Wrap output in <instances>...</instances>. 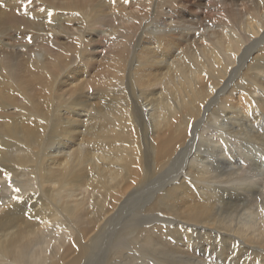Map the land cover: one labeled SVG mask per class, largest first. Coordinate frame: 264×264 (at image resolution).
<instances>
[{
  "label": "bare ground",
  "instance_id": "6f19581e",
  "mask_svg": "<svg viewBox=\"0 0 264 264\" xmlns=\"http://www.w3.org/2000/svg\"><path fill=\"white\" fill-rule=\"evenodd\" d=\"M212 7L0 0V264H264V0Z\"/></svg>",
  "mask_w": 264,
  "mask_h": 264
},
{
  "label": "rangeland",
  "instance_id": "374dc122",
  "mask_svg": "<svg viewBox=\"0 0 264 264\" xmlns=\"http://www.w3.org/2000/svg\"><path fill=\"white\" fill-rule=\"evenodd\" d=\"M197 0H184V3L186 4V6H187V9H188V11L189 12H191V14L192 15H195L196 17H197V19H198V21H200V22H202L203 21V19L204 20H206V19H211L213 16H214V14L216 15V11L215 10H213L212 8V5H213V3L215 2V1H220V0H201V3L203 4V6H197L196 5V2ZM199 1V0H198ZM207 3V4H206ZM237 4H239V6L237 5V9H243V4H241L240 2H238ZM205 5H207V7L205 6ZM241 6V7H240ZM202 7V8H201ZM206 7V8H205ZM210 10V11H209ZM194 12V13H193ZM208 12V13H207ZM203 17H205V18H203ZM196 32H192V34H195ZM12 34H13V32H12ZM193 37L192 36H190V37H188L187 39L189 40V41H193V39H192ZM200 41H199V40ZM197 39V41L198 42H201V38H198ZM17 48V47H16ZM19 48V47H18ZM156 89V88H155ZM157 90V89H156Z\"/></svg>",
  "mask_w": 264,
  "mask_h": 264
}]
</instances>
